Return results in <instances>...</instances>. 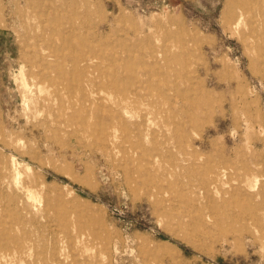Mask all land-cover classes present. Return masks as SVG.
I'll list each match as a JSON object with an SVG mask.
<instances>
[{
    "label": "rangeland",
    "instance_id": "1",
    "mask_svg": "<svg viewBox=\"0 0 264 264\" xmlns=\"http://www.w3.org/2000/svg\"><path fill=\"white\" fill-rule=\"evenodd\" d=\"M262 67L264 0H0V264H264Z\"/></svg>",
    "mask_w": 264,
    "mask_h": 264
},
{
    "label": "bare ground",
    "instance_id": "2",
    "mask_svg": "<svg viewBox=\"0 0 264 264\" xmlns=\"http://www.w3.org/2000/svg\"><path fill=\"white\" fill-rule=\"evenodd\" d=\"M256 6V5H255ZM257 8V7H256ZM257 10V9H256ZM258 18V17H257ZM258 20L260 21V19L258 18ZM237 25V24H236ZM253 27V26H252ZM57 29V28H56ZM262 29V28H261ZM254 34V33H253ZM93 47V46H92ZM170 52V51H169ZM158 55V57L160 58V57H162V55H160L159 53L157 54ZM185 56V55H184ZM262 68H264V67H262ZM47 71V70H46ZM52 71V70H51ZM48 72V71H47ZM196 72V71H195ZM46 73V72H45ZM47 74V73H46ZM47 75H49V74H47ZM63 75V74H62ZM149 77V76H148ZM82 79V78H81ZM24 83V85H25V87H27V85H26V83L25 82H23ZM146 85V84H145ZM172 87V86H171ZM57 89H58V93H59V86L57 87ZM168 93V92H167ZM57 101V100H56ZM62 107V106H61ZM90 108V107H89ZM98 108H99V106H98ZM91 109V108H90ZM107 114V113H106ZM47 123H48V121H46V122H43V125H47ZM96 134V133H95ZM100 142V141H99ZM102 150H104L103 148H102ZM55 169V168H54ZM156 174V173H155ZM138 181V180H137ZM256 181V180H255ZM236 183V182H235ZM139 184L140 185H142L143 183L142 182H139ZM146 188L148 187V185H146V184H143ZM227 186V185H226ZM161 192V191H160ZM159 192V193H160ZM161 193H163V191L161 192ZM29 194V193H28ZM243 194V193H242ZM5 205V204H4ZM1 235H3V234H1ZM55 251V250H54ZM53 251V252H54ZM56 260H58V259H56ZM60 260V259H59Z\"/></svg>",
    "mask_w": 264,
    "mask_h": 264
}]
</instances>
